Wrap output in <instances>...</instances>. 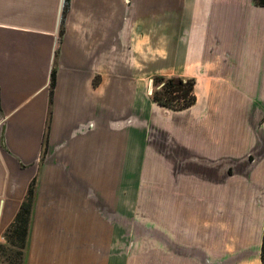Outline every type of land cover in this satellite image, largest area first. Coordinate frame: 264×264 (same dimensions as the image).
<instances>
[{"label": "crops", "instance_id": "crops-1", "mask_svg": "<svg viewBox=\"0 0 264 264\" xmlns=\"http://www.w3.org/2000/svg\"><path fill=\"white\" fill-rule=\"evenodd\" d=\"M64 2L0 0V233L37 176L26 264H264V6Z\"/></svg>", "mask_w": 264, "mask_h": 264}, {"label": "trees", "instance_id": "trees-1", "mask_svg": "<svg viewBox=\"0 0 264 264\" xmlns=\"http://www.w3.org/2000/svg\"><path fill=\"white\" fill-rule=\"evenodd\" d=\"M256 5L264 6V0H253ZM70 0H65L63 16L60 28V34L64 33L65 18L69 9ZM56 69L54 68L51 76L50 84V109L48 113L47 126L43 140L42 157L44 156L49 140L50 122L52 117V101L55 87ZM196 79L192 77L181 76H165L156 75L153 77V91L152 99L154 102L165 108L179 111L191 107L196 103L197 96L195 93ZM0 110H1V90H0ZM38 192V177H34L31 181L25 198L20 206V209L11 223L6 229V236L16 238L18 243L16 245L23 250L25 255L24 264H26V257L29 245L31 224L34 212L35 201ZM12 234V237L9 234ZM262 256L264 258V242L262 247Z\"/></svg>", "mask_w": 264, "mask_h": 264}, {"label": "rangeland", "instance_id": "rangeland-1", "mask_svg": "<svg viewBox=\"0 0 264 264\" xmlns=\"http://www.w3.org/2000/svg\"><path fill=\"white\" fill-rule=\"evenodd\" d=\"M9 236L12 237L10 233ZM18 240L8 238L5 229L0 233V264H24L25 255L18 245Z\"/></svg>", "mask_w": 264, "mask_h": 264}, {"label": "water", "instance_id": "water-1", "mask_svg": "<svg viewBox=\"0 0 264 264\" xmlns=\"http://www.w3.org/2000/svg\"><path fill=\"white\" fill-rule=\"evenodd\" d=\"M64 4H65V2H64Z\"/></svg>", "mask_w": 264, "mask_h": 264}]
</instances>
